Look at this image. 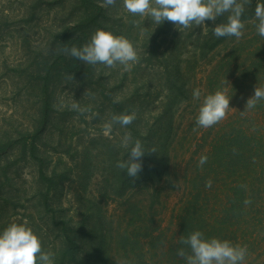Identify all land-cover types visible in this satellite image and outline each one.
Returning <instances> with one entry per match:
<instances>
[{
    "label": "rangeland",
    "instance_id": "obj_1",
    "mask_svg": "<svg viewBox=\"0 0 264 264\" xmlns=\"http://www.w3.org/2000/svg\"><path fill=\"white\" fill-rule=\"evenodd\" d=\"M226 18L205 21L206 29L193 25L184 30L168 21L157 25L148 16H133L122 0L110 7L103 0H0V232L12 223L27 222L43 250L54 254V264L71 260L64 238L68 229L81 240L79 257L85 264L96 263L103 240L118 260L113 264H144L136 256L152 249L147 235L153 229L166 233L172 248L186 194L179 184L172 190L171 182L119 196L117 163L128 159L131 147H122L121 138L130 132L133 142L135 125H113L108 134L103 126L113 115L131 114L136 107L143 123L153 125L150 113L167 93L162 54L173 51V58L184 61L192 93L175 113L172 171L179 177L193 173L194 160L208 143L225 135L226 125L242 111L238 97L244 95L233 90V79L216 84V77L211 81L213 69L233 48L264 58V37L257 34L255 18L244 21L242 38L226 37L221 48L204 54V37L214 35L213 29ZM98 29L133 43L140 60L130 71L120 65H88L65 54V48L87 44ZM83 31L87 39L74 42ZM195 89L200 90L199 100L193 99ZM218 90L230 99L226 117L210 128L198 127L204 97ZM74 103L90 110H73ZM151 118L157 120V114ZM212 205L217 208L214 217L221 218L220 205L216 200ZM91 227L105 228L104 234L111 236L91 240ZM251 231L246 237L252 239L253 258L247 264L262 263L264 217ZM154 247L161 250L164 239Z\"/></svg>",
    "mask_w": 264,
    "mask_h": 264
},
{
    "label": "trees",
    "instance_id": "obj_2",
    "mask_svg": "<svg viewBox=\"0 0 264 264\" xmlns=\"http://www.w3.org/2000/svg\"><path fill=\"white\" fill-rule=\"evenodd\" d=\"M257 3H264V0L251 1L242 15L243 22L255 18ZM85 33V31L80 33L79 37L73 39L74 42L83 43L87 39ZM200 37L202 38L201 35ZM226 39L217 38L215 35L204 37L202 47L204 54L221 48ZM239 50L240 48H233L222 57L213 69L214 79L211 80L210 77V80L215 83L216 77V84H219L217 82L226 83L232 78L233 90L236 92L238 90L242 93L240 95H244L238 97L240 100L238 109L242 108V111L232 124L226 125L228 131H225V135L208 143V149H204L200 157L194 160L193 173L179 177L172 171L174 145L171 143L174 140L175 113L181 104L191 99L192 93L184 61L173 58L176 57L173 51L162 54L163 67L168 75L167 93L155 108L156 111L152 109L150 113L153 125L143 123V114L139 112L141 108L136 107L137 110H134L136 119L133 140L142 141L146 154L141 158L142 171L135 180L128 177L124 170H120L117 194L125 196L130 191L154 189L171 182L175 183L174 186L171 184L172 190L180 189L186 194L180 209V229L176 244L171 248L166 233L151 230V234L149 232L147 236L152 249L142 250L136 256V259L144 264H155V258L160 261L159 264H185V260L177 255V251L181 248L186 251L188 249L186 245L180 243L179 238L181 236L187 238L194 231L202 232L205 239L218 238L228 240L233 245H246L248 255L245 264L253 258L251 251L253 244L249 243L252 239L246 236L253 234L251 230H254L264 217V100L259 101L255 108L244 111L247 100L254 95L255 87L264 88V58L256 54V51H249L245 55L239 53ZM260 52L261 50L257 51ZM138 103L140 104V101ZM154 112L157 114V120L151 118ZM144 128L147 130L146 133ZM134 141L131 147L134 146ZM151 148L156 149L155 153L148 152ZM201 157L207 158L203 165L199 163ZM190 163L192 162H189V165H192ZM209 180L211 187H206ZM212 200H216V204L220 205L221 218L214 217L217 208L212 205ZM246 200H250L251 203L245 204ZM68 230L69 234L64 235V238L66 251L71 252V260L66 264H85L79 257L81 240L71 235V229ZM90 230L91 240L101 241L102 238L107 239L111 236L110 233L104 234L105 228L99 230L97 227H91ZM240 231L243 234L241 237L238 234ZM118 236L123 240L125 238L121 233ZM162 239L164 247L159 250L154 246L162 242ZM137 242L141 244L139 239ZM89 245L90 249L94 248V241H90ZM97 248L99 258L94 257L95 264H113L118 261L110 255L109 245L105 240L101 241Z\"/></svg>",
    "mask_w": 264,
    "mask_h": 264
},
{
    "label": "clouds",
    "instance_id": "obj_3",
    "mask_svg": "<svg viewBox=\"0 0 264 264\" xmlns=\"http://www.w3.org/2000/svg\"><path fill=\"white\" fill-rule=\"evenodd\" d=\"M251 0H122L123 8L133 16H148L160 25L165 21L173 23L177 29H190L205 27V21L215 22L217 18L227 14L226 22L218 24L213 29L217 38L243 36L245 24L242 15L245 5ZM116 0H103V6H115ZM255 25L257 34L264 37V3L255 6ZM138 24V21H134ZM65 54L82 61L85 64L96 66L102 64L107 68L123 66L124 71H130L137 64L140 56L133 43L123 35H113L104 30H97L90 41L81 48L75 46L63 49ZM73 79V77H70ZM86 94H88L86 92ZM85 94V95H86ZM193 99L199 100V89L193 91ZM264 100V88L255 87L254 95L246 102L247 110L256 107L259 101ZM230 99L225 91H216L204 97L196 125L201 128H210L226 117ZM73 110L81 113L90 108H80L76 103ZM243 112V113H244ZM241 113V114H243ZM136 119V113L113 115L111 120L104 124L105 134L111 133L113 125L127 127ZM132 143V134L126 132L121 138V146L127 148ZM151 148L148 152L155 153ZM146 154L141 140L136 139L131 147L128 159L118 161L117 167L124 170L127 176L135 180L142 171L141 158ZM207 158L201 157L200 165L206 163ZM211 187V181L206 182ZM251 203L246 200L245 204ZM180 243L187 246L188 251L181 248L177 255L185 260V264H245L248 255L247 246L233 245L228 240L218 238L205 239L200 231H194L187 238L181 236ZM0 264H54V254L44 251L42 242L35 235L27 222L23 224L12 223L0 232ZM120 264H127L121 261Z\"/></svg>",
    "mask_w": 264,
    "mask_h": 264
}]
</instances>
